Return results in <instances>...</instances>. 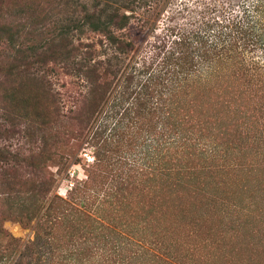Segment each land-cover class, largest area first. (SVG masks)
Wrapping results in <instances>:
<instances>
[{
    "label": "rangeland",
    "instance_id": "rangeland-1",
    "mask_svg": "<svg viewBox=\"0 0 264 264\" xmlns=\"http://www.w3.org/2000/svg\"><path fill=\"white\" fill-rule=\"evenodd\" d=\"M131 1L0 5L19 34L0 39V264H264V103L254 106L255 120L239 118L234 98L243 82L217 67L182 73L176 86L155 82L167 93L170 117L144 115L138 84L144 76L136 70L159 51L152 46L164 34L158 19L164 8L189 0H151L134 12ZM146 4L163 7L149 29L136 19ZM115 14L128 17L121 30L108 23ZM86 18L107 27L86 24L68 37L101 73L107 64L135 68L130 84L124 73L117 84L57 57L45 65L32 60L38 90L20 86L31 77L19 74L25 70L15 53L19 42L39 47L69 20ZM173 23L185 24L176 14ZM112 40L131 47L117 51ZM199 103L219 120L200 118ZM248 104L243 111L252 114ZM32 153L41 161L29 166L16 156ZM40 170L49 192L32 188L17 200L20 176L34 172L39 180ZM23 205L29 208L18 216Z\"/></svg>",
    "mask_w": 264,
    "mask_h": 264
},
{
    "label": "trees",
    "instance_id": "trees-1",
    "mask_svg": "<svg viewBox=\"0 0 264 264\" xmlns=\"http://www.w3.org/2000/svg\"><path fill=\"white\" fill-rule=\"evenodd\" d=\"M11 1L15 3L13 2L15 0ZM147 1L148 3L152 2L151 0H132L130 5H132L131 9L133 10L131 11H135L133 6L140 8L139 4L141 3L142 6ZM170 1L163 0L162 2L165 5V3L168 4ZM4 2L5 0H0V5ZM19 3H17V6ZM149 6L150 4H146V10H144L142 17H140V14L136 17L137 23L142 26H148V29L153 26L160 10L163 9L162 7L153 11L154 8H149ZM1 7L0 39L6 37L8 41L12 42L15 37L14 31L17 34L18 31L16 27L14 28L6 22L1 13L4 8L1 9ZM165 9L160 14L161 17H158V19L163 18V37L158 45L155 43L152 46L153 49L157 48L159 51L158 53L157 51L153 53L151 61L148 63L144 62L141 68L137 69L139 70L138 72L136 70V74L144 76V79L141 80L142 82L139 81L138 83L140 85L139 93L143 100L140 106V110H143L142 113L156 116L158 120H166L160 116V113L163 116L170 117L165 112L164 107L166 103L164 96L167 93L162 89L158 90L153 87L155 82L159 86L164 84L165 87L168 86L171 79L174 86H176L182 82V73L191 74V76L195 73L199 75L203 72L212 71L211 68L217 69L218 67V70L224 69L236 83L241 82L242 84L243 82L242 90L240 89L238 95L234 98L236 99L234 102V105H236V108H234L235 113L239 118L246 119L250 115L255 120L254 108L259 106L261 102L264 103V0H189V2H181L180 9L169 10L170 12ZM175 14L177 16L182 15L185 24L173 23ZM127 18L123 14H115L110 15L107 20L109 25L121 30L127 22ZM86 24L92 30H101L104 29L103 27H107V25L92 24L90 18L84 20L73 19L62 26L59 35L52 42L50 40L43 41L39 47H33L29 45L22 46L21 40L15 53L20 62L22 61V66H24L25 70H20L19 74H26L31 78H29V81L24 80V83H21L20 86H23L25 90H38L39 86L37 87L38 84L36 83L38 81V73L30 71V68L33 69L30 66L34 63L32 60L36 59L35 63L45 65V59L52 61L57 59V57H62L61 59L74 65L77 63L81 69L86 71L89 77L95 76L99 78L102 74H108L113 78V81L117 80V84L121 78L124 79V73L125 76H128L127 85H129L135 68L127 67L126 65L122 72L121 67L111 65L110 68V65L107 64V67L103 68V73H101L98 69V63L95 64L90 59H85L83 56L85 52L79 53L78 47H76L79 45V41H77L78 45H76L73 42L74 38H69L68 36L74 37V33L81 34L83 31L82 27ZM1 34H4V36L1 37ZM112 43L117 46V51H122L128 46L131 47V44H122L115 40H112ZM156 56L158 62H156ZM155 65L157 71L162 73L163 76L153 70ZM31 83L35 84L32 89L30 88ZM118 89L120 93L122 91L125 93L123 86L122 88L119 86ZM38 101L39 99H37ZM247 102H249L247 106L253 105L252 114L243 111ZM188 103L193 102L188 100ZM199 104L202 111L200 118L203 115L205 118L219 120V115L214 114L212 117L203 111L205 109L204 103ZM208 109H213V107L209 106ZM237 109H240V111ZM135 117L133 116V118ZM229 117L230 114L227 113L225 119ZM16 156H18L24 166L32 165L35 161H41V156L37 153H32L28 156L17 154ZM22 165L21 167H24ZM24 173V175L20 176L22 181L19 183L20 189L17 194V200L23 202L24 199H20L22 197L19 193L29 192L32 194V188L44 193V195L45 192H49L50 182L43 171L40 170L38 172L40 175L39 180L31 178L34 172L25 171ZM28 185L29 187H26ZM28 208L25 205L19 208L18 216H22Z\"/></svg>",
    "mask_w": 264,
    "mask_h": 264
}]
</instances>
